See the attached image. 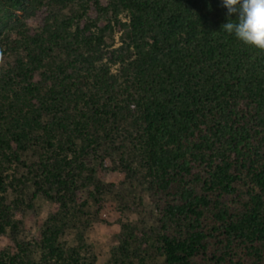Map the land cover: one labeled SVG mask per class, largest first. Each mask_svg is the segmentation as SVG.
<instances>
[{"label": "trees", "instance_id": "1", "mask_svg": "<svg viewBox=\"0 0 264 264\" xmlns=\"http://www.w3.org/2000/svg\"><path fill=\"white\" fill-rule=\"evenodd\" d=\"M45 2L0 0V147L54 206L26 238L0 174V264H96L69 234L120 197L110 170L147 186L164 264H264V50L222 31L220 0H78L61 22L77 0Z\"/></svg>", "mask_w": 264, "mask_h": 264}, {"label": "rangeland", "instance_id": "2", "mask_svg": "<svg viewBox=\"0 0 264 264\" xmlns=\"http://www.w3.org/2000/svg\"><path fill=\"white\" fill-rule=\"evenodd\" d=\"M45 3L46 6L49 5L48 0ZM73 7L61 13L60 22L69 16L78 14L80 17L83 8L78 0ZM126 18V15H122L123 20ZM79 21L83 25L87 18L84 16L83 19L79 18ZM40 23L37 18L28 21L34 28H39ZM75 27L76 25L73 29ZM118 30L116 26L114 37L107 39L110 47H119L122 44L121 32ZM7 47L0 41V53L6 52L5 59L0 61V68L14 63L15 55L11 56L10 52H7L10 51ZM112 70L118 72V66H113ZM43 145L42 142L35 140L31 142L30 148L23 154V159L28 163L38 159V154L44 150ZM11 147L5 150L0 147V174L4 176L5 181V202L14 206L16 220L22 223L24 236L30 239L42 231L46 222L52 218L54 206L44 195H34L35 186L32 183L27 184L24 192L21 191V185L14 177L26 176L27 169L19 166V161L14 157L17 148L13 145ZM96 176L113 184L122 200L117 198L114 205L103 209H99L98 205L90 200L89 206L83 209L85 213L82 212L79 216L80 222L77 223L79 225L72 227L73 230L69 234L70 243L72 245L84 243L91 247L96 264H164L156 242V233H160V227L153 214L154 206L146 192L147 186L142 179L138 177L130 179L127 174L118 170L97 173ZM85 196H88L87 191ZM77 210L80 211L79 206ZM126 241L129 243L127 247ZM10 242L9 235H0V249L9 246ZM125 247L127 250H123ZM35 255H39V252Z\"/></svg>", "mask_w": 264, "mask_h": 264}, {"label": "clouds", "instance_id": "3", "mask_svg": "<svg viewBox=\"0 0 264 264\" xmlns=\"http://www.w3.org/2000/svg\"><path fill=\"white\" fill-rule=\"evenodd\" d=\"M220 4L227 16L222 31L233 34L246 45L264 50V0H220Z\"/></svg>", "mask_w": 264, "mask_h": 264}]
</instances>
